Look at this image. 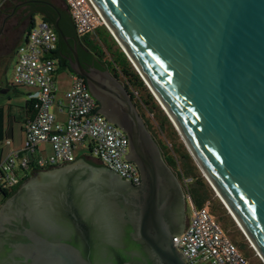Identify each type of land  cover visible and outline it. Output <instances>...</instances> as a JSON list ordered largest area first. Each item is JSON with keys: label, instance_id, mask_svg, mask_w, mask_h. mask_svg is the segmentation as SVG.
Listing matches in <instances>:
<instances>
[{"label": "water", "instance_id": "95a60500", "mask_svg": "<svg viewBox=\"0 0 264 264\" xmlns=\"http://www.w3.org/2000/svg\"><path fill=\"white\" fill-rule=\"evenodd\" d=\"M93 1L264 264V0ZM60 20L68 72L128 136L141 184L131 193L83 158L36 173L0 206V264H188L174 244L189 226L180 181L129 91L81 63Z\"/></svg>", "mask_w": 264, "mask_h": 264}, {"label": "built area", "instance_id": "2783aa9c", "mask_svg": "<svg viewBox=\"0 0 264 264\" xmlns=\"http://www.w3.org/2000/svg\"><path fill=\"white\" fill-rule=\"evenodd\" d=\"M6 1L0 0V6ZM61 1L68 7L79 36L95 37L103 27L109 31L93 0ZM58 44L56 29L41 20L17 47L12 85L32 91L29 99L37 101V113L25 127L24 148L12 152L0 164V187L9 191L19 185L22 176L16 172L28 171L31 164L36 169H43L74 163L77 159H90L84 153L76 155V151L84 152L86 148L96 161L121 179L140 185L138 168L125 159L129 152L128 136L103 115L96 114L99 104L84 78L73 74L71 88L62 99H57L55 75L58 67L54 53ZM60 115L64 116V121L58 119ZM43 143L52 146V156L44 158L38 155L39 146ZM186 198L193 213L189 226L180 237L174 238V244L188 264H251L211 215L209 204L196 208L190 197Z\"/></svg>", "mask_w": 264, "mask_h": 264}, {"label": "trees", "instance_id": "16d2710c", "mask_svg": "<svg viewBox=\"0 0 264 264\" xmlns=\"http://www.w3.org/2000/svg\"><path fill=\"white\" fill-rule=\"evenodd\" d=\"M22 2H26L25 6L27 7L25 12H27L28 24L25 29V34H28L36 25V16H40L42 21L47 22L55 28L56 22L59 18V13L61 14L59 25L64 34L69 38V43L71 45L77 43V52L81 63L83 65H85V63L91 65L94 64V66L100 70L110 71L112 75L116 77L129 91L139 113L145 121L148 130L151 132L156 143L158 144L165 163L175 173L176 177L182 184L185 196L190 197L194 207L196 208H202L209 204V212L213 217L217 219L219 212L222 216L228 219L229 224L235 227V222L228 213V210L215 196L212 187L203 176L198 166L195 164L187 148L183 142L179 140L178 133L169 117L160 108L154 96L148 90L146 84L137 73L126 54L119 47L111 33L105 27H103L97 31L95 37H81L76 31L75 24L67 6L62 8L48 0H22ZM21 43L22 41L20 44ZM19 45H17V47ZM62 53L68 56L71 55L69 47L59 35L58 49L54 53V58L56 61L58 59L61 60L60 65L57 66V72L69 71V63L61 57ZM36 103V100L31 99H29L26 103L25 111L30 116L26 125L36 116ZM145 113L150 114L152 119L146 117ZM152 121L157 123V130L161 134L165 135L166 142L160 141L156 137L155 129L152 126ZM87 160L97 167H105L96 160ZM59 166L60 165L36 169L31 164L28 171L22 170L16 172V175L22 176V180L19 185L9 191L3 190L0 187V206L8 198L13 196L21 187V185L31 176H34L36 173L41 171L53 169ZM185 181L188 182L185 184ZM224 227L228 229L229 225L225 224ZM233 242L238 245L243 255L247 257V255L243 252L245 245H247L246 241L244 240L241 243L237 239H234Z\"/></svg>", "mask_w": 264, "mask_h": 264}, {"label": "rangeland", "instance_id": "374dc122", "mask_svg": "<svg viewBox=\"0 0 264 264\" xmlns=\"http://www.w3.org/2000/svg\"><path fill=\"white\" fill-rule=\"evenodd\" d=\"M8 7H10V6H8L7 2H5L2 6H0V29H1L2 25H3V23H4V20L12 12V8L5 10ZM26 10H27V7L25 5L23 7H21L6 22L5 26L0 31V76L3 78V80H11L12 76H13V70H14V66L16 64L15 56H14V50L17 47V45L20 44L23 36L25 35V29H26L27 24H28V20H25L23 23L20 22L21 17L23 16V14H24V12ZM40 21H41V17L40 16H36L37 24H39ZM3 59H4V61L2 63ZM58 75L59 76H58V81H57V87H58L57 99H60V98H63V94L65 93L66 87H68L69 74H68V71L67 72L66 71H60V72H58ZM148 90H149V88H148ZM29 91L30 90L28 88L14 87L13 89H10L8 94H1L0 93V100L1 101H3V100L8 101V97L10 96V98H11L10 102L12 104L21 106V105H24V101L27 99V94H28ZM160 108L162 109L161 106H160ZM54 111L57 112V108H54ZM164 113H165V111H164ZM145 116L150 118V119H152V116L150 114H148V113H145ZM152 122H153L152 126H153V128L155 129V132H156V137L160 141H165L166 142L165 135L161 134L157 130V123H155L154 121H152ZM175 130H176V128H175ZM177 133H178V131H177ZM178 136H179V140L181 142H183V140L180 137L179 133H178ZM183 144H184V142H183ZM51 152H52V154L54 153L52 149H51L50 153ZM83 153H84V155L90 157L91 160H96V158L91 156L90 151L88 150V148H86V150L84 152L81 151V150L76 151V155L77 156H81ZM214 193H215V196L220 200V198L218 197L217 193L215 191H214ZM0 200H1V198H0ZM192 213H193L192 205H191L190 201L187 200V206H186V212H185L186 217L189 219L192 216ZM217 219L219 220V223L224 228V230L226 231V233L228 234V236L231 238L232 241L234 239H237L241 243L244 240L246 241L247 245H245V248H244L243 252L247 255V257H248L249 261L251 262V264H263L262 260L260 259V257L258 256L257 252L255 251V249L251 245L250 241L244 235V233L242 232V230L240 229V227L234 221L233 218L232 219L235 222V227H233L231 224H229L228 219L226 217L222 216L219 212H218ZM225 224L229 225L228 229H226L224 227Z\"/></svg>", "mask_w": 264, "mask_h": 264}, {"label": "crops", "instance_id": "0c3cea01", "mask_svg": "<svg viewBox=\"0 0 264 264\" xmlns=\"http://www.w3.org/2000/svg\"><path fill=\"white\" fill-rule=\"evenodd\" d=\"M25 36L26 34L23 36L21 40L22 42L24 41ZM16 50L17 48H15L14 50L15 61H16ZM3 61L4 59L2 60V63ZM68 74H69V84L68 87H66L65 92L68 91L72 85L73 74L69 72ZM58 76L59 75L57 72L55 75L56 86H57ZM13 88L14 86L12 85V79L3 80V78L0 76V90H6V93H1V94H8L10 89ZM31 92H32L31 90L28 92L27 99L24 101V105L21 106L12 104L10 102L11 101L10 96L8 97V101L0 100V164L9 154L15 151H20L25 146L26 143L25 127L30 117L26 113L25 107L27 101L29 100V95ZM57 96H58V92H57ZM58 119L60 121H64L65 118L64 116L60 115ZM51 149L52 146L50 144L43 143L39 146L38 155L44 158L50 157L52 156V152L50 153Z\"/></svg>", "mask_w": 264, "mask_h": 264}, {"label": "flooded vegetation", "instance_id": "af4514ba", "mask_svg": "<svg viewBox=\"0 0 264 264\" xmlns=\"http://www.w3.org/2000/svg\"><path fill=\"white\" fill-rule=\"evenodd\" d=\"M7 3H8V6H13L14 5V1H12V0H7L6 1ZM26 4V2H22L21 3V5H25ZM18 8V5H15L14 6V10H16ZM25 20H27V12H24V14H23V16L21 17V20H20V22L21 23H23ZM74 45H76V47H77V43H74ZM74 45H72V46H74ZM62 56V58L63 59H65L68 63H69V61H68V59L69 58H71L72 57V53H71V55L70 56H68V55H65V54H61ZM60 58V57H59ZM60 59H58L57 60V66H59L60 65ZM85 67H95L94 66V64H88V63H85V65H84ZM96 68V67H95ZM102 71H105V70H102ZM134 102V101H133ZM139 112V111H138ZM140 114V113H139ZM141 115V114H140ZM142 117V116H141ZM145 122V121H144ZM87 160V159H86ZM80 161V159H77L75 162H79ZM88 161V160H87ZM126 188H128L130 191H131V193H134L136 190H137V188H138V185L136 186V185H127L126 186ZM187 224H188V220L186 221V226H187Z\"/></svg>", "mask_w": 264, "mask_h": 264}, {"label": "bare ground", "instance_id": "6f19581e", "mask_svg": "<svg viewBox=\"0 0 264 264\" xmlns=\"http://www.w3.org/2000/svg\"><path fill=\"white\" fill-rule=\"evenodd\" d=\"M135 64V63H134ZM148 84V83H147ZM149 85V84H148ZM150 86V85H149ZM151 87V86H150ZM159 99V98H158ZM163 105V104H162ZM163 107L165 108V106L163 105Z\"/></svg>", "mask_w": 264, "mask_h": 264}]
</instances>
